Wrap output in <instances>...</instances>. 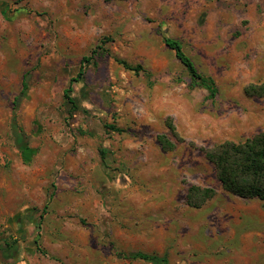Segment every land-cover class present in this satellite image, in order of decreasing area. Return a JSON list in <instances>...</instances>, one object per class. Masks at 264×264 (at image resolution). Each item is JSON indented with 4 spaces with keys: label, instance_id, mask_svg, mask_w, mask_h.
I'll return each mask as SVG.
<instances>
[{
    "label": "rangeland",
    "instance_id": "1",
    "mask_svg": "<svg viewBox=\"0 0 264 264\" xmlns=\"http://www.w3.org/2000/svg\"><path fill=\"white\" fill-rule=\"evenodd\" d=\"M262 129L264 0H0V264H264V202L226 191L203 152ZM191 184L216 193L189 206Z\"/></svg>",
    "mask_w": 264,
    "mask_h": 264
},
{
    "label": "trees",
    "instance_id": "2",
    "mask_svg": "<svg viewBox=\"0 0 264 264\" xmlns=\"http://www.w3.org/2000/svg\"><path fill=\"white\" fill-rule=\"evenodd\" d=\"M107 40L109 39L101 40V43L103 44ZM163 40L175 52L176 57L186 68L191 78V86L197 85L205 88L208 91L207 98L215 99L219 93V88L214 78L199 71L193 59L185 52L183 44L179 39L164 35ZM100 47L101 45H97L89 54L81 58L76 75L70 79L68 86L64 89L65 102L71 109L78 108L77 102L72 95L73 84L84 78L86 66L95 61L97 49ZM116 61L121 63L125 68L135 72L142 70L141 65H132L120 58H116ZM26 86V83H24V89ZM251 87L253 91L255 86L252 85ZM14 127L17 128L15 122ZM111 127L114 130L122 131V129L115 126ZM168 127L172 131L175 130L170 120L168 121ZM17 140L20 144L24 143L22 136L17 135ZM158 140L165 150H171L175 147V143L166 134H159ZM203 152L207 160L214 165L216 176L226 191L242 198H257L264 202V129L244 140L226 139L217 142L210 147L204 148ZM101 153L104 154V150H101ZM215 193L216 190L213 187L191 184L186 194V202L189 206L200 208ZM122 255L130 261L144 260L152 264H170L166 255L145 252L143 250L123 252Z\"/></svg>",
    "mask_w": 264,
    "mask_h": 264
}]
</instances>
